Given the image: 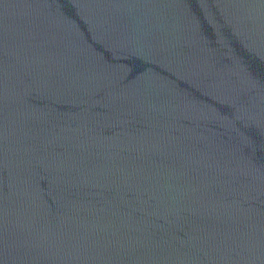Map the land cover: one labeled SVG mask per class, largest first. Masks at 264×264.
<instances>
[{"label": "water", "instance_id": "95a60500", "mask_svg": "<svg viewBox=\"0 0 264 264\" xmlns=\"http://www.w3.org/2000/svg\"><path fill=\"white\" fill-rule=\"evenodd\" d=\"M0 264H264V0H0Z\"/></svg>", "mask_w": 264, "mask_h": 264}]
</instances>
